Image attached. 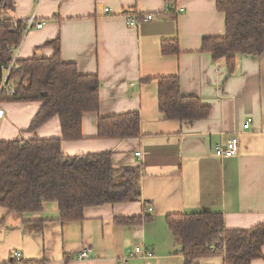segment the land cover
Returning a JSON list of instances; mask_svg holds the SVG:
<instances>
[{
  "label": "crops",
  "instance_id": "crops-1",
  "mask_svg": "<svg viewBox=\"0 0 264 264\" xmlns=\"http://www.w3.org/2000/svg\"><path fill=\"white\" fill-rule=\"evenodd\" d=\"M179 9L184 13L175 14ZM133 11L153 19L130 27L125 14ZM32 16L44 25L22 36L15 61L53 57L48 44L58 39L62 62L74 64L80 75L97 76L101 84L98 111L82 116V139L63 141L61 153L110 152L114 168L138 169L140 199L86 207L77 222H60L56 202L24 214L0 207V264H118L135 247L154 257L127 264H185L166 216L220 213L230 230L264 222V54L235 56L229 74L225 59L213 61L201 51L204 39L225 36V15L215 0H14L13 10L2 15L14 22ZM173 40L178 53L163 55L161 43ZM166 77H177L181 95L196 97L209 116L165 120L158 108V79ZM40 105L0 103V141L60 138L56 117L29 131ZM127 113L139 115V137L97 138L99 118ZM234 137L237 154L215 157V145ZM144 215L150 218L139 224L124 221ZM84 248L90 257L79 261ZM16 252L22 260L12 262ZM262 255L250 264H264V246ZM223 259L221 253L194 264Z\"/></svg>",
  "mask_w": 264,
  "mask_h": 264
},
{
  "label": "trees",
  "instance_id": "trees-1",
  "mask_svg": "<svg viewBox=\"0 0 264 264\" xmlns=\"http://www.w3.org/2000/svg\"><path fill=\"white\" fill-rule=\"evenodd\" d=\"M215 4L225 15V36L204 39L201 51L213 61L225 59L232 74L235 56L264 54V0H215ZM13 8L14 0H0V66L10 64L22 38L23 21L2 17ZM48 45L55 50L53 57L16 61L18 68L10 72L14 89L2 91L0 103L39 102L40 109L29 131L56 117L61 136L0 141V207L24 214L41 210L46 202H56L60 222H77L82 220L86 207L139 201L138 169L114 168L110 152L74 156L61 153L63 141L82 139V116L98 111L101 84L97 76L80 75L74 64L62 62L58 39ZM160 50L163 55L177 54L178 43L164 41ZM158 108L168 121H198L210 114L196 97L181 95L177 77L158 79ZM97 132L98 139L137 138L140 117L127 113L99 118ZM149 218L144 215L124 221L139 224ZM165 222L180 246L185 264L221 253L222 264H250L263 258L264 222L246 230H230L224 227L220 213L211 212L172 214L165 217Z\"/></svg>",
  "mask_w": 264,
  "mask_h": 264
},
{
  "label": "built area",
  "instance_id": "built-area-1",
  "mask_svg": "<svg viewBox=\"0 0 264 264\" xmlns=\"http://www.w3.org/2000/svg\"><path fill=\"white\" fill-rule=\"evenodd\" d=\"M171 10V9H170ZM107 11V9L105 10ZM166 11L169 12L167 9ZM175 14H183L184 10L179 9L178 11H174ZM125 18L127 21L128 26L136 27L137 25L149 22L153 19L151 14H139L137 12H129L125 14ZM1 19V14H0ZM43 23L39 22L35 19V16L28 18L27 20L23 21L22 25V36L28 34L32 30L41 29L43 27ZM14 52V50H13ZM18 65L13 58L9 65L0 66L1 71V79H0V93L3 92H10L14 89V82L10 80V72L13 69H17ZM4 112L0 109V119L3 118ZM251 120H247V122L243 125L244 129H248L250 126ZM239 141L238 138L234 137L225 142H219L214 147V156L220 159H229L234 157L238 152ZM135 156L139 157V153H135ZM148 211H152V208H148ZM90 257V250L84 248L81 250L79 255L76 257L77 260L83 261L87 260ZM154 254L150 251H147L144 248L135 247L130 251H127L126 255L119 260L118 264H127L129 260L134 258H141V259H149L153 258ZM22 260V256L20 253L16 252L12 255V262H19Z\"/></svg>",
  "mask_w": 264,
  "mask_h": 264
}]
</instances>
